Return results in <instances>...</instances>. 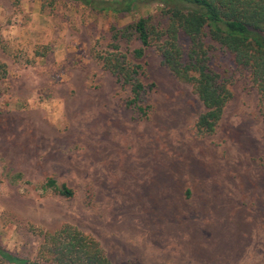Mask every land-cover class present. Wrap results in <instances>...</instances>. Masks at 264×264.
I'll return each instance as SVG.
<instances>
[{"label": "rangeland", "instance_id": "rangeland-1", "mask_svg": "<svg viewBox=\"0 0 264 264\" xmlns=\"http://www.w3.org/2000/svg\"><path fill=\"white\" fill-rule=\"evenodd\" d=\"M158 9L0 0V245L12 253L54 264L39 250L68 223L110 264H264V113L247 72L195 133L206 108L155 48L133 58L138 41H119L142 67L145 115L97 57L110 25Z\"/></svg>", "mask_w": 264, "mask_h": 264}, {"label": "trees", "instance_id": "trees-1", "mask_svg": "<svg viewBox=\"0 0 264 264\" xmlns=\"http://www.w3.org/2000/svg\"><path fill=\"white\" fill-rule=\"evenodd\" d=\"M96 12L124 15L141 6H159L153 14L139 15L128 24L109 27L108 48L98 54L102 66L129 89L127 103L140 115L145 85L142 67L119 49V41L136 39L131 57L139 58L148 47L156 49L160 62L176 79L191 86L205 106L195 120L196 132L211 130L231 98L229 87L237 69L247 72L259 94L264 113V0H72ZM5 73L0 62V75ZM45 185L63 196L73 190L48 177ZM188 189L184 194L188 195ZM40 252L54 264H110L90 235L63 223L49 234ZM52 257V258H51ZM0 261L8 264H43L12 253L0 245Z\"/></svg>", "mask_w": 264, "mask_h": 264}]
</instances>
